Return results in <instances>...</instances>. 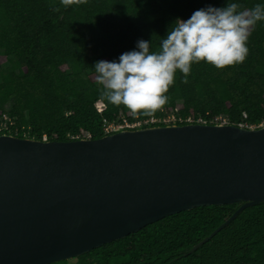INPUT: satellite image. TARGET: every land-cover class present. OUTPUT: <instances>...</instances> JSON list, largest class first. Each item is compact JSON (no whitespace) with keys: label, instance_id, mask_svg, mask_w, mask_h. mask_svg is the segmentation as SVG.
I'll return each mask as SVG.
<instances>
[{"label":"trees","instance_id":"1","mask_svg":"<svg viewBox=\"0 0 264 264\" xmlns=\"http://www.w3.org/2000/svg\"><path fill=\"white\" fill-rule=\"evenodd\" d=\"M225 2L0 0V120L8 116L14 122L0 133L13 135L17 128V136L27 131L39 140L88 134L95 139L104 135V119L147 117L102 99L93 64L117 59L139 39L151 40V50H158L177 18L187 19L199 8ZM228 2L245 9L264 4ZM247 46L249 53L241 64L218 69L201 61L192 65L187 83L177 71L167 103L152 115L173 112L181 119L176 124L188 123V118L215 123L218 117L245 127L264 124V21L256 24ZM98 100L105 106L102 112L95 107ZM239 205H203L168 215L73 257L74 264H264V202L241 210L191 251ZM67 260L48 264H69Z\"/></svg>","mask_w":264,"mask_h":264},{"label":"water","instance_id":"2","mask_svg":"<svg viewBox=\"0 0 264 264\" xmlns=\"http://www.w3.org/2000/svg\"><path fill=\"white\" fill-rule=\"evenodd\" d=\"M264 202V124L188 122L102 137L0 133V264L77 257L203 205Z\"/></svg>","mask_w":264,"mask_h":264},{"label":"clouds","instance_id":"3","mask_svg":"<svg viewBox=\"0 0 264 264\" xmlns=\"http://www.w3.org/2000/svg\"><path fill=\"white\" fill-rule=\"evenodd\" d=\"M260 21H264V4L245 9L228 0L223 6L199 8L187 19L177 18L160 39L158 50H151V40L139 39L134 49L117 59L93 64L100 96L133 114L150 116L167 103L166 93L177 71L187 83L192 65L201 61L218 69L243 63L248 39Z\"/></svg>","mask_w":264,"mask_h":264},{"label":"built area","instance_id":"4","mask_svg":"<svg viewBox=\"0 0 264 264\" xmlns=\"http://www.w3.org/2000/svg\"><path fill=\"white\" fill-rule=\"evenodd\" d=\"M95 107L97 109L98 112H102L103 109L105 108L104 104L101 101H97L95 103ZM134 120L129 121L126 117L121 116L120 119H118L117 121H110V120H103V125H102V131L104 134H109L121 129H133V128H139V127H143V126H151V124H155V123H162V124H175L176 120L181 121L180 118H177L176 115L172 113H168L165 116H154V115H150L147 117H138L137 115L134 116ZM8 121V124L6 123V121ZM220 121V122H218ZM186 122H193L191 119H186ZM195 122H202V123H206L205 121L199 120V121H195ZM14 122L12 119L8 118V116H5V118H3V120H0V132H4V131H8V125H12ZM212 123V122H210ZM215 123H228L226 121V119L218 117L216 119ZM241 126H244L243 124H240ZM18 130L17 128L15 129V132L13 133V135L17 136ZM22 137H30L29 132L24 131L21 135ZM33 138V137H31ZM80 138L78 135L77 136H71V139H78ZM87 138H90V135H87ZM41 140L46 141L47 138L46 136H43Z\"/></svg>","mask_w":264,"mask_h":264},{"label":"rangeland","instance_id":"5","mask_svg":"<svg viewBox=\"0 0 264 264\" xmlns=\"http://www.w3.org/2000/svg\"><path fill=\"white\" fill-rule=\"evenodd\" d=\"M173 114H174V113H173ZM174 115H175V114H174ZM121 116H123V115H121ZM218 122H220V121H218ZM67 262H68L69 264H74V263L77 262V259H76V258H70V259L67 260Z\"/></svg>","mask_w":264,"mask_h":264}]
</instances>
